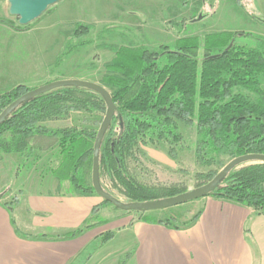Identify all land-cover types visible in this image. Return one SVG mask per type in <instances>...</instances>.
<instances>
[{"label":"trees","instance_id":"1","mask_svg":"<svg viewBox=\"0 0 264 264\" xmlns=\"http://www.w3.org/2000/svg\"><path fill=\"white\" fill-rule=\"evenodd\" d=\"M251 16L264 23L256 13ZM90 30L79 24L74 37ZM239 37L249 40L238 42ZM74 48L69 43L64 55ZM115 53L106 65L112 76L103 86L113 89L118 109L102 141L100 177L106 170L130 201L160 200L185 192L176 185L141 184L125 169L139 144L179 142L178 121L196 128L198 160L264 154V37L243 31L208 32L179 37L173 46L163 45L158 51L121 46ZM29 90L17 85L0 94V113ZM75 108L106 111L107 104L100 93L84 87L65 86L35 96L0 124V153L23 154L33 149L34 136L54 137L62 157L56 172L80 191L97 194L76 175V167L89 154L93 164L97 131L40 123ZM208 195L245 204L264 215V162L233 169Z\"/></svg>","mask_w":264,"mask_h":264},{"label":"crops","instance_id":"2","mask_svg":"<svg viewBox=\"0 0 264 264\" xmlns=\"http://www.w3.org/2000/svg\"><path fill=\"white\" fill-rule=\"evenodd\" d=\"M80 9L61 0L35 24L6 26L32 39L27 56L47 70L76 25L98 24ZM19 66L0 70V80L13 79L12 88L46 81L35 62ZM35 150L42 154L10 153L19 164L10 171L0 161V264H264V215L252 207L207 195L143 215L115 211L56 172L58 149Z\"/></svg>","mask_w":264,"mask_h":264},{"label":"rangeland","instance_id":"3","mask_svg":"<svg viewBox=\"0 0 264 264\" xmlns=\"http://www.w3.org/2000/svg\"><path fill=\"white\" fill-rule=\"evenodd\" d=\"M74 1L80 4V14L85 9V14L93 16L92 20L98 24H85L91 28L90 32L77 38L74 37V30L78 26L76 25L74 30L69 32L65 47L56 57L55 62L44 70L39 60L29 59L27 56V47L33 45L32 39L25 36L13 37L9 27L6 26L21 28L29 25L22 26L18 17L10 14L9 1L0 0V70L5 69L8 72L12 63L16 65L21 63L22 66L19 67H23L30 60L32 64L36 63L35 71L40 78L43 72H47L44 75L46 81L41 85L54 80L70 78L103 85L112 76L107 71L106 65L114 60L115 49L121 46L144 47L158 51L160 46H173L179 37L201 36L204 33L218 31H243L264 37V23L251 16V13H256L264 19V0H83V3L81 0ZM54 6L48 8L42 16L51 12ZM200 14L206 17L201 21L193 22ZM36 21L32 24L39 20ZM247 40L249 39L244 37L238 38V42ZM69 43L75 48L64 55ZM13 46L18 48L16 52L11 51ZM11 52L15 54L11 55ZM12 69L16 72L19 68L12 66ZM21 71L23 74L26 70L23 71L22 68ZM14 84L18 83L10 78L0 80V94L13 89ZM32 88L35 87H28V89ZM106 88L110 92L113 90L109 86ZM105 113L106 111L96 109L92 112L75 108L68 110L65 115L53 114L42 119L40 123L49 128L73 127L78 130L89 128L98 131ZM178 126L181 140L177 143L159 140L154 144H139L134 153L135 157L129 158L125 163L126 173L141 184L176 185L184 191H189L209 182L230 160L235 158L224 156L217 161L198 160L196 128L180 121H178ZM5 137L10 139L9 134H5ZM40 139L43 140L40 141ZM56 142L57 139L54 137L36 135L31 139L30 144L33 149H58ZM50 146L53 147L50 148ZM31 150V148L26 150L24 155L36 158L42 154L40 151ZM29 151L31 152L28 153ZM13 157L15 156L10 153H0V161L5 170L10 171V167L19 165ZM91 159L89 154L87 159L76 167L77 177L86 186L92 185ZM255 163L259 162L244 163L236 169ZM103 172L101 183L104 189L122 201H130L121 191L120 183L115 181L106 170L103 169ZM0 195L3 197L4 193ZM107 205L115 211L127 212L112 203L108 202ZM130 212L136 215L144 213Z\"/></svg>","mask_w":264,"mask_h":264},{"label":"water","instance_id":"4","mask_svg":"<svg viewBox=\"0 0 264 264\" xmlns=\"http://www.w3.org/2000/svg\"><path fill=\"white\" fill-rule=\"evenodd\" d=\"M10 3L9 12L11 15L18 17V21L22 26H28L34 21L39 19L51 6L57 4L61 0H8ZM206 17L204 14H200L193 22H198ZM75 86L84 87L100 93L106 101L107 110L105 116L101 122V125L97 131L96 139L93 147V164H92V186L95 192L109 203H112L117 208L124 211H152L165 209L172 206L180 205L198 198L207 196L211 192L215 191L222 183L224 178L240 165L248 162H264V154L260 153H248L237 156L230 160L209 182L206 184L194 188L189 191L182 192L178 195L166 197L160 200L149 201H122L107 192L102 183L100 177V150L103 138L106 131L112 124L113 118L118 109L116 103L113 100L111 92L103 85L77 78L59 79L51 82H47L41 86L35 87L15 99L9 104L0 114V124L14 112L21 104L28 102L35 96L42 93L51 91L55 88ZM1 198V195H0Z\"/></svg>","mask_w":264,"mask_h":264}]
</instances>
